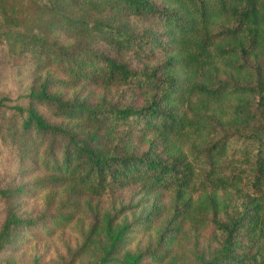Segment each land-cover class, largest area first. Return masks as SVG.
I'll return each instance as SVG.
<instances>
[{"label": "trees", "instance_id": "16d2710c", "mask_svg": "<svg viewBox=\"0 0 264 264\" xmlns=\"http://www.w3.org/2000/svg\"><path fill=\"white\" fill-rule=\"evenodd\" d=\"M0 61V264L73 227L63 264H264V0H0Z\"/></svg>", "mask_w": 264, "mask_h": 264}, {"label": "rangeland", "instance_id": "374dc122", "mask_svg": "<svg viewBox=\"0 0 264 264\" xmlns=\"http://www.w3.org/2000/svg\"><path fill=\"white\" fill-rule=\"evenodd\" d=\"M80 14V16H84L83 13ZM81 42L82 40L76 43L80 44ZM91 47L94 50L106 53V50L102 43H93L91 44ZM1 62L2 61H0V99L5 95H9V97L13 99L15 98L17 90L19 89L18 84H20L21 81L27 77H20L19 67H7ZM88 91L89 90L85 91V94H87ZM97 94H99V91L97 92ZM6 152L7 151L0 146V153H2L0 157V180H3L1 179V176L4 175V171L6 172L8 167H10L12 170H14L15 168V166L13 165V160H11V158L7 156ZM32 194L33 195H31V197H27L16 202L17 211L20 212V214L37 216L41 214L48 205V208H51L50 201L53 204L54 201H57V195L53 197L51 196V194L46 195L45 193ZM129 198V195H123L118 198L117 201L126 204L129 201ZM112 201V198H106L100 200L98 204L101 206V208L105 209ZM2 218L3 216L0 209V223L2 221ZM86 227L87 225L84 224L82 230L85 231ZM79 237L80 233L77 227L57 231L51 237H47L42 241L20 248L16 254V256L18 257L16 259L19 262L21 261L20 264H32L31 262L34 259H38L42 264H63L71 258L73 252L79 249L81 245V240L79 239ZM206 239H208V237H206ZM186 248L189 249L190 246L186 245ZM185 256L186 255L182 256V258L184 259ZM25 259L27 261L24 262ZM91 261L92 252H87L84 253L74 264H88ZM179 263L180 261H177L175 264Z\"/></svg>", "mask_w": 264, "mask_h": 264}]
</instances>
